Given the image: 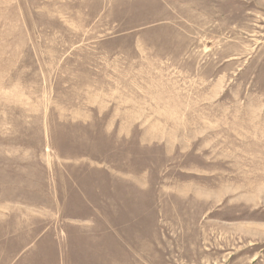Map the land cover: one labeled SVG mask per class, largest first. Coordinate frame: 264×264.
<instances>
[{
	"label": "rangeland",
	"instance_id": "1",
	"mask_svg": "<svg viewBox=\"0 0 264 264\" xmlns=\"http://www.w3.org/2000/svg\"><path fill=\"white\" fill-rule=\"evenodd\" d=\"M106 155L66 264H264V0H0V165Z\"/></svg>",
	"mask_w": 264,
	"mask_h": 264
},
{
	"label": "crops",
	"instance_id": "2",
	"mask_svg": "<svg viewBox=\"0 0 264 264\" xmlns=\"http://www.w3.org/2000/svg\"><path fill=\"white\" fill-rule=\"evenodd\" d=\"M59 157L62 164L38 165L37 174L32 166L0 165V264H66L67 229L95 227L96 194L111 188V178H128L106 155L100 159L106 167L86 171L88 191L66 165L70 161ZM135 177L145 180L144 174Z\"/></svg>",
	"mask_w": 264,
	"mask_h": 264
}]
</instances>
